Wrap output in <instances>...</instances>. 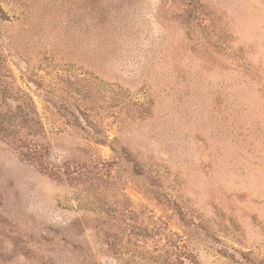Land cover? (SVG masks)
Here are the masks:
<instances>
[{
	"label": "rangeland",
	"instance_id": "obj_1",
	"mask_svg": "<svg viewBox=\"0 0 264 264\" xmlns=\"http://www.w3.org/2000/svg\"><path fill=\"white\" fill-rule=\"evenodd\" d=\"M0 264H264V0H0Z\"/></svg>",
	"mask_w": 264,
	"mask_h": 264
}]
</instances>
